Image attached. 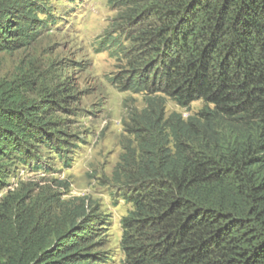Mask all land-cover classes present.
Instances as JSON below:
<instances>
[{
  "label": "trees",
  "instance_id": "1",
  "mask_svg": "<svg viewBox=\"0 0 264 264\" xmlns=\"http://www.w3.org/2000/svg\"><path fill=\"white\" fill-rule=\"evenodd\" d=\"M119 2L137 29L111 82L144 102L123 121L130 138L113 172L131 205L120 222L124 264H264V0ZM38 3L0 0V53L46 26ZM9 94L0 90V188L13 155L29 160L31 139L54 142L48 105ZM166 100L203 107L166 115ZM66 211L60 230L20 228L0 264H103L84 203Z\"/></svg>",
  "mask_w": 264,
  "mask_h": 264
},
{
  "label": "rangeland",
  "instance_id": "2",
  "mask_svg": "<svg viewBox=\"0 0 264 264\" xmlns=\"http://www.w3.org/2000/svg\"><path fill=\"white\" fill-rule=\"evenodd\" d=\"M40 3L50 11V17L38 15L46 26L26 46L0 53V90L36 109L47 104L46 119L54 125L48 134L54 142L31 139L27 163L18 162L16 155L10 159V176L0 188V253L14 247L21 229L60 230L66 210L84 203L97 236L93 252L100 253L103 264H124L120 222L131 205L113 172L130 138L123 121L144 102L111 80L124 69L122 52L132 46L137 28L125 27L128 9L119 0ZM202 107L198 101L185 111L166 100L165 113L186 118ZM37 165L42 169H34Z\"/></svg>",
  "mask_w": 264,
  "mask_h": 264
}]
</instances>
